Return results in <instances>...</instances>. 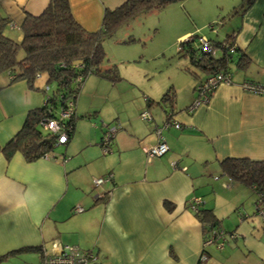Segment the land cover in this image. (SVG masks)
I'll return each instance as SVG.
<instances>
[{
    "label": "crops",
    "instance_id": "1",
    "mask_svg": "<svg viewBox=\"0 0 264 264\" xmlns=\"http://www.w3.org/2000/svg\"><path fill=\"white\" fill-rule=\"evenodd\" d=\"M124 1L69 0V6L83 28L95 31L105 8ZM48 3L0 0L5 34L20 40L26 14L38 15ZM226 23L229 31L222 39H208H230L249 61L245 66L232 61L230 66L239 71L231 72L230 82L219 83L207 102L189 108L197 96L196 80L185 87L190 89L185 99L174 86V98L160 99L158 108L142 91L133 112L114 107L92 126L88 118L78 117L90 112L89 120L97 118L100 105L95 101L100 97L89 92L94 101L75 100L71 138L58 144L59 151L55 146L33 161L18 151L7 159L1 147L20 128L26 112L43 104L45 78L35 79V89L0 73V255L20 249L15 256H34L41 264V247L56 239L97 250L102 264H264V211L256 209L257 195L252 187L229 179L219 164L226 157L264 160V92L244 88L245 82L264 84V0L239 7ZM197 75L199 80L206 76ZM144 110L149 120L138 117ZM169 114L180 128L164 126ZM110 119L117 130L105 152L100 139L108 124L104 120ZM72 139L79 153L73 151ZM163 141L167 151L148 158L146 150ZM109 173L110 180L93 184V178ZM195 198L197 208L211 209L219 218L220 230L233 233L226 234L221 247L204 243L203 226L189 205ZM75 206L83 210L75 212Z\"/></svg>",
    "mask_w": 264,
    "mask_h": 264
},
{
    "label": "trees",
    "instance_id": "2",
    "mask_svg": "<svg viewBox=\"0 0 264 264\" xmlns=\"http://www.w3.org/2000/svg\"><path fill=\"white\" fill-rule=\"evenodd\" d=\"M171 1L173 0H125L113 9L105 8L100 28L88 31L74 19L69 0H49L40 14H26L19 26L22 33L20 40L5 34L4 27L7 20L0 17V73H9L10 82L17 79L25 80L29 88L37 89L34 81L41 75L45 78L42 90L45 86H48L49 90L51 83L55 86L48 95H45L41 106L26 112L20 128L1 147L5 157L9 159L14 152L18 151L27 161H33L52 152L56 146L55 136L45 132L40 126V121L53 115L54 110L69 96H72L75 101L87 75L95 74L108 78L112 82L120 78L115 65L101 66L105 54L103 40L112 36L118 27L126 25L130 19L162 8ZM250 2L251 0H246L240 7H246ZM193 41V35L189 41H181L178 53L188 56L190 63L205 74L217 71L230 72L232 61L239 66H245L249 61L244 52L237 50L228 52L225 48L219 49L217 56H211L198 46V40ZM210 41L216 46L221 43V41ZM20 50L23 51L22 56L18 55ZM234 53L236 56H233ZM187 70L194 75L198 83L200 80L197 72L190 71L189 68ZM78 76L79 81H74V78ZM173 98L174 91L169 87L160 99ZM91 115L92 113L86 112L78 117L89 119ZM75 118L74 114L68 139L72 136ZM219 164L222 173L229 179L252 187L257 195L256 209L264 210V203L257 202L259 196H264V160L226 157ZM104 197L103 194L100 198ZM195 215L203 226L205 238L210 236L213 230H220L217 227L220 220L211 209L197 208ZM228 233L225 232V234ZM19 251L20 249L12 250L0 255V264L2 260Z\"/></svg>",
    "mask_w": 264,
    "mask_h": 264
},
{
    "label": "rangeland",
    "instance_id": "3",
    "mask_svg": "<svg viewBox=\"0 0 264 264\" xmlns=\"http://www.w3.org/2000/svg\"><path fill=\"white\" fill-rule=\"evenodd\" d=\"M245 2L246 0H173L162 8L130 19L126 25L118 27L112 36L106 37L102 42L105 54L101 66L115 65L120 78L111 82L89 74L77 93V102L79 99L84 103L94 101L87 95L89 92H95L100 97L95 101L100 105L97 118L87 121L92 126L93 121L101 123V119H105L104 114L109 117L114 107L124 114L133 112L140 102L142 91L155 99L154 106L157 108L159 105L156 102H160V96L169 86L174 90V86L182 89L180 97L185 99L190 90L185 91V87L190 83L195 84V77L187 68L197 73L202 72L190 63L188 56L178 53L181 40L187 35H193V42L199 41L200 37L222 39L226 31H229L226 22ZM184 32L187 34L181 35ZM18 55L22 56L23 51L20 50ZM230 69L232 74L239 71L234 64H231ZM49 85V90H43L46 95L55 87L53 83ZM83 86L86 87L84 94ZM101 94L106 97L104 100L101 99ZM113 121L104 120V123L114 125ZM72 142L73 139V151L79 153L80 146L78 149V144L73 145ZM60 149L57 144L55 152ZM75 152H71V156ZM3 264L37 262L34 256L13 255Z\"/></svg>",
    "mask_w": 264,
    "mask_h": 264
},
{
    "label": "built area",
    "instance_id": "4",
    "mask_svg": "<svg viewBox=\"0 0 264 264\" xmlns=\"http://www.w3.org/2000/svg\"><path fill=\"white\" fill-rule=\"evenodd\" d=\"M192 35L186 36L182 42L189 41ZM189 38V39H188ZM198 46L207 54L211 56H217L219 49L225 48L228 52H234L236 50L235 45L230 39H225L221 41L218 46L213 44L209 39L205 37H200L198 41ZM179 49V48H178ZM79 76L74 78V81H79ZM231 81V71H217L213 73H208L206 76L196 84L197 96L193 100L192 104L189 106L190 109L204 104L208 101L209 96L213 89L221 82H230ZM244 88L253 91L262 93L264 92V84L262 83H244ZM45 89H48V86H45ZM75 114V101L72 96H69L64 100V103L59 105V107L54 110V114L48 117H45L40 121L41 128L53 134L55 136L54 144H65L68 140V133L71 128L72 118ZM141 119L149 120L150 116L147 111H142L139 114ZM172 125L176 128H180V123L172 118V115L169 114L167 117L164 126ZM105 129L102 133L100 139V146L103 151L107 152L110 150L111 142L113 136L117 130L116 125H105ZM160 133L158 128L156 131ZM167 151V146L163 142H159L156 145L151 146L146 150V155L148 158L153 156H159L164 154ZM112 175L105 174L104 176L93 178V184L95 186L110 180ZM102 196V195H101ZM100 196V197H101ZM264 196H259L257 199L258 203H264ZM198 198L189 201V205L193 210H196V203ZM83 208L80 206H75L73 211L80 212ZM257 210L262 213V209ZM233 234V233H232ZM232 234H228L229 237ZM225 232L222 230H213L211 235L205 239V244L216 242L218 247H221L225 241ZM41 264H102L101 255L97 250L94 249H82L77 245L61 243L56 239H53L49 247H41Z\"/></svg>",
    "mask_w": 264,
    "mask_h": 264
}]
</instances>
